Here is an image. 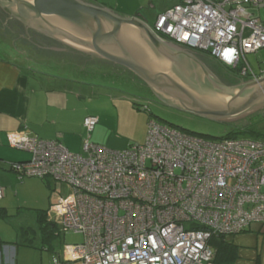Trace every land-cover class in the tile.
I'll use <instances>...</instances> for the list:
<instances>
[{"label": "built area", "instance_id": "1", "mask_svg": "<svg viewBox=\"0 0 264 264\" xmlns=\"http://www.w3.org/2000/svg\"><path fill=\"white\" fill-rule=\"evenodd\" d=\"M249 8H264V0H183L152 30L254 81L264 69L256 72L247 55L264 49V22ZM98 124L84 119L89 138ZM9 144L31 154L10 166L19 180L71 191L48 218L84 242L66 245L53 264H215L213 235L264 223V140H206L150 119L145 142L125 150L88 139L77 154L26 133L9 135Z\"/></svg>", "mask_w": 264, "mask_h": 264}, {"label": "crops", "instance_id": "2", "mask_svg": "<svg viewBox=\"0 0 264 264\" xmlns=\"http://www.w3.org/2000/svg\"><path fill=\"white\" fill-rule=\"evenodd\" d=\"M86 1L91 3L93 0ZM115 3L116 8L121 11L117 9L118 12H113L127 18L140 16L151 29L161 14L174 7L156 6L158 3L155 0H115ZM146 6L150 8L148 12ZM145 11L152 16V25H149ZM110 75L142 82L129 70L107 61L74 52L39 47L29 39L12 32L0 18V187L4 188L3 198L0 199V264H53L55 258L62 256L54 248L59 231L56 230L55 236L45 240L36 223L37 210L33 217L35 229L30 231L20 228L18 224H14L16 227L12 228L14 219L22 217L21 200L13 195V190H21L22 185L18 183V177L10 166L13 163L29 161L31 154L12 148L9 145V135L26 133L43 140L59 141L70 152L81 154L83 143L88 139L92 143L91 135L90 138L86 137L84 119L95 116L99 118L97 127L107 125L105 118L89 109L90 99L87 96L93 87L94 90L97 87L109 89ZM144 85L155 98L149 87ZM117 99L120 108H116L117 111L114 108V113L118 114V130H125L128 135L126 141L129 145L125 149L133 143H144L146 133L136 136L133 132L130 133L127 126L131 118L138 116V106L128 103V108L122 102L123 98ZM48 181L45 180L46 183ZM12 204L19 206L16 214L9 211ZM33 233L38 238L35 246L47 253V259L45 261V257H42L34 263L19 261L20 256L33 250L29 248L34 246L33 241L28 239ZM239 235H245L242 239L249 237V241L233 242L239 246L237 264H255L258 257L261 264H264V224L253 223L248 231ZM15 244L21 248L11 247Z\"/></svg>", "mask_w": 264, "mask_h": 264}, {"label": "water", "instance_id": "3", "mask_svg": "<svg viewBox=\"0 0 264 264\" xmlns=\"http://www.w3.org/2000/svg\"><path fill=\"white\" fill-rule=\"evenodd\" d=\"M15 34L39 47L101 59L129 70L158 100L223 122L264 106V77L231 86L199 56L157 36L140 16L123 17L86 0H0Z\"/></svg>", "mask_w": 264, "mask_h": 264}, {"label": "rangeland", "instance_id": "4", "mask_svg": "<svg viewBox=\"0 0 264 264\" xmlns=\"http://www.w3.org/2000/svg\"><path fill=\"white\" fill-rule=\"evenodd\" d=\"M180 1L181 0H155V2L158 3L156 6L167 7L175 6L179 4ZM115 4L116 3L114 0V5ZM147 7L148 6H146L145 9L148 12V9L150 8ZM117 9L118 8L115 6V11L118 12L119 9ZM146 11L145 13H147ZM249 11L257 19L264 22V8H249ZM146 15L149 25H152V16H150L148 13ZM201 55L204 58L198 55L199 58L207 65L211 72L217 77L220 76V73L216 72L213 69L214 67L210 66V64L213 63L218 67V62L216 60L214 61L209 56L204 54ZM247 59L256 72L259 73L264 69V49L258 51L257 53L247 55ZM232 71L238 77V71ZM239 82L240 81L237 83ZM109 85V89H101L97 87L94 90V87L91 88V96L88 95L87 99H90L89 109L92 112L99 114L100 117L105 118L107 122L106 126H98L97 129L91 134V141L94 144L106 147L111 150H125V148L129 145V142L126 141L128 139V135L124 132L125 130H118V114L114 113V108L115 110L116 108L118 110L120 108V102L117 98L121 100L123 98L124 101L122 102H125L127 107L128 103H135L136 105L140 106V110L137 111L138 113H136L138 116L131 118V120L128 121L129 124L126 123L129 127L130 133L132 134L133 132V134L136 136H139L143 133L147 134L148 121L150 119L156 120L158 123L164 125L168 124L170 126L177 127L194 135L204 136L209 140L223 139L232 134H235L239 138H253L251 133H259L264 135V106L260 110L249 114L243 119L234 122H223L181 108H177L163 102L162 100H158L156 97H152L147 87L139 81L110 75ZM147 106L149 107V111H144L143 109ZM85 132L86 137H88L89 135L87 131ZM17 181L22 185V188L21 190L14 188L13 195H15L18 199L20 198L21 200L20 207L22 209L20 215L22 217L14 219L15 222H12L13 229L16 227L14 224H18L20 225V228L29 229L32 231L35 229V222L33 219L34 211L49 210L50 206L58 202L59 198H66L71 192L66 184L54 183V181L51 180L47 182L50 183L49 187H46V182L44 180L37 178H26L23 180H19L17 178ZM18 207L19 206L17 204L16 206L15 204L10 205V213L16 214ZM243 236L245 235L231 236L229 239L233 242H248L249 237L242 239ZM239 238L241 240H238ZM28 239L33 241L34 246L29 247L33 250L29 251V254L27 255L24 254L22 257L20 256L19 261L26 260L28 262L34 263L40 261L42 257H45L44 260L46 261L47 253L38 246H35L37 245L38 241L36 235L34 233L30 234ZM83 242L84 237L80 234H74L73 232L63 233L60 231L59 236L56 239V244H54L55 252H60V255L65 245L80 244ZM15 245H12L11 247L18 246ZM18 247L21 248V246ZM25 250L28 249L25 248Z\"/></svg>", "mask_w": 264, "mask_h": 264}, {"label": "trees", "instance_id": "5", "mask_svg": "<svg viewBox=\"0 0 264 264\" xmlns=\"http://www.w3.org/2000/svg\"><path fill=\"white\" fill-rule=\"evenodd\" d=\"M93 4H97L98 6H103L107 9L115 11L114 0H93ZM197 53L199 54L200 52H197ZM201 54H204L206 56L211 57L209 54H205V53H201ZM201 54H199V55L201 57H203ZM212 59L215 61L214 58H212ZM217 65H218V67L215 66L213 63L210 64V66L214 67L216 70L220 69L222 71H226L229 74H231L233 76V78H232L233 80H235L237 78V76L233 73V71L231 69L225 68L218 63H217ZM238 81H239L238 79H237V81H231V83H229V85L234 86V85L238 84L237 83ZM135 106H136V104H135ZM137 108L140 110V106H138ZM143 110L149 111V107L147 106ZM162 125H164V124H162ZM164 126L179 130V131L186 133L188 135L197 136L199 138L209 140L208 138H206L204 136L194 135L188 131L179 129L177 127L170 126L168 124L164 125ZM251 134L253 136V138H251V139L264 140V135H262V134H259V133H251ZM146 137H147V134H146ZM236 138H239V137L236 136L235 134H232V135H229L228 137H225L223 139H236ZM145 140H146V138H145ZM137 144H140V143H137ZM141 144H143V143H141ZM37 179H39V178H37ZM40 180H44V179H40ZM46 184L48 187L50 186L48 183H46ZM36 223H37V226H38V228H39V230H40V232H41V234L45 240L55 236L56 230H59V232L60 231L62 232V230L58 226L54 225L52 222L49 221L48 211L37 210V212H36ZM259 224H264V223H259ZM248 230L249 229H247L246 231H248ZM246 231H244V232H246ZM244 232H242V233H244ZM63 233H68V232H63ZM242 233H240V234H242ZM236 235H239V234H234V235L233 234L232 235L215 234V235H213L209 244L215 251V258H214L215 264H237V262L239 260V246L234 244L233 241H231L229 239V237L236 236ZM59 258H61V257H59ZM255 264H261L259 257L257 258Z\"/></svg>", "mask_w": 264, "mask_h": 264}, {"label": "flooded vegetation", "instance_id": "6", "mask_svg": "<svg viewBox=\"0 0 264 264\" xmlns=\"http://www.w3.org/2000/svg\"><path fill=\"white\" fill-rule=\"evenodd\" d=\"M91 3H93V1H91ZM97 5V4H96ZM1 6V5H0ZM4 10V9H3ZM2 10V8L0 7V15L2 16V17H4V11ZM6 14V13H5ZM216 72H218V73H220V76H218L217 78H219L220 79V81L221 82H223L224 84H226V85H229V83H231V81H237V79L239 80V78L237 77L235 80H233L232 78H233V76L231 75V74H229L228 72H226V71H222V70H220V69H215V68H213ZM222 75V76H221ZM240 82L239 83H241V80H239ZM243 81V80H242ZM243 82H246V80H244ZM238 83V84H239ZM238 84H236V85H238ZM235 86V85H234Z\"/></svg>", "mask_w": 264, "mask_h": 264}, {"label": "clouds", "instance_id": "7", "mask_svg": "<svg viewBox=\"0 0 264 264\" xmlns=\"http://www.w3.org/2000/svg\"><path fill=\"white\" fill-rule=\"evenodd\" d=\"M177 45V44H176ZM194 52V51H193ZM197 55H199L197 52H195ZM240 79V78H239ZM241 80V79H240ZM244 81V80H243ZM246 82H249L248 80H246Z\"/></svg>", "mask_w": 264, "mask_h": 264}]
</instances>
